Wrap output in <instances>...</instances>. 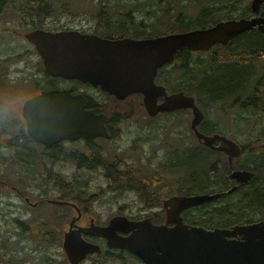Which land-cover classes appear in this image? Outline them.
Segmentation results:
<instances>
[{
	"label": "flooded vegetation",
	"instance_id": "af4514ba",
	"mask_svg": "<svg viewBox=\"0 0 264 264\" xmlns=\"http://www.w3.org/2000/svg\"><path fill=\"white\" fill-rule=\"evenodd\" d=\"M31 9L35 8L33 7ZM154 11L153 13H156L159 19L162 11ZM148 12L150 13L148 17H151L153 15L152 11L148 10ZM263 14L264 5L261 7V15ZM107 15V26L108 28L112 27L114 31L107 29L116 38L126 37L130 34H134L136 39L156 36L154 30L146 29L141 22L135 32L132 31L129 25H123L121 23L122 26L119 25V20L122 18H130L131 16L134 19V16L131 14H120L117 19L110 14ZM102 16L99 15V18ZM128 18L127 20L130 21ZM132 21L135 24V21ZM155 22L160 23L157 19H155ZM97 24L94 25V32L105 36L97 31ZM47 27L49 28L48 25H37L34 28L48 29ZM128 29L131 32H126ZM253 31L258 32L260 35L262 34L264 38V34L257 28H254L240 34V36L238 35L226 44L215 45L210 50L202 53L205 54L204 61H207L209 65H203V68L199 70L200 74H209L219 66L239 62L240 60L246 61L251 66L252 73L245 79L244 83L248 86L244 89L243 93L233 94L231 97H224L225 99H222L223 101L220 99V105L214 106L211 105L213 100L205 102L198 98L201 103H204L206 108L208 107L211 110L215 107L210 113L211 117L209 114H206L205 118L200 122L198 126L200 131L207 135H225L238 143L242 149L245 140L252 139L256 136L258 133V125H264V53H247L242 49L241 43V38L244 34ZM195 53L199 52H191V57L197 58L199 56ZM8 57H0V174L4 169V163H9L17 179H12L11 181L0 179V188L2 189L4 186L10 189L16 196V199L7 203V205L14 206V215L11 218H7L6 214L0 211V216L3 219L2 226L8 228V230L0 232V264H34V221L40 218L44 220V226L47 228L46 232L40 238V244H45L43 248L54 246L56 252L61 256V258L50 259L48 264H70L64 251V233L69 229L72 220H75L78 216L75 220V224L78 226H74L73 229H78L77 227L81 223L88 225L89 222L106 227L112 219L119 218L121 221L111 225L110 230H112L111 233L115 232L118 237L126 239L123 241L126 245H111L112 243L106 235L82 233L85 241L98 245L99 249L93 253H89L79 264H147L149 243H151L147 239V232L140 230L139 232L133 233L132 230H128L127 228L130 223L142 221L148 217L151 218L154 224H164L167 218V209L164 205L163 197L161 196L159 200L147 201L139 198L135 189H130V191H134L133 195L135 198L115 196L108 199H100L98 197L102 192L100 190L99 193L95 194V197L82 199L81 195L83 193L80 185L82 173L80 171L88 168L85 166L82 167L75 155L78 153L91 154L92 152L89 151L92 149L100 151L101 155L104 154L103 147L97 145V141L104 137H96L94 139H60L59 141L52 139L49 143L33 138L28 131V120L24 116V102L39 95L42 91L52 89L64 90L66 87L62 86L63 79L45 71L40 56L38 57V72H42L43 70L44 75H41V77H33L31 81L27 79L18 80L17 82L8 80V66L9 63L14 62L10 61ZM21 60L26 61L24 56ZM184 64H186L185 60L180 57H175L170 64L165 65L164 68L158 71L156 81L168 86V77H172L173 70L175 69L176 72L181 71ZM195 64L194 59H192V62L187 65L188 72L191 71L192 74H190V77H185L184 81H187L186 86L190 87L193 84L190 81L194 80L196 76L193 71ZM72 89L73 93L82 92L87 95L89 99L87 109L94 108L98 113L105 112L109 116L107 117L105 125L111 140L118 139L123 135L122 124L126 120H131L129 119L131 116L130 112H135L133 109L128 107L130 112L128 110L123 111L120 106L113 107L103 103V101H97L80 87L73 86ZM183 91L185 94H191L188 90ZM162 100V97L158 99L159 102ZM109 101L111 103H116V101L120 103L119 100ZM229 114L236 118L232 120L230 117L229 120L223 122V118ZM216 115H219L222 120H215L214 116ZM204 120H208L211 123L209 124L210 129L208 131L201 130L202 128H200ZM190 130L192 136L199 143H202L197 138L193 129L190 128ZM214 146L216 147L218 144ZM205 147L221 153L227 158L228 163H230L229 156L225 152L207 146ZM237 157L233 158V162ZM67 166H72L75 171L73 174L68 175V177L76 181L75 191H70V198H63L65 196V187L60 184L57 189L54 188L52 191L56 194L50 196V191L44 188L42 182L53 179L54 182L61 180V183L65 184V170ZM97 168L103 171L102 175L107 180L108 189L115 191L109 188V179L103 165H99ZM37 170L42 173L44 172L42 174L43 177L35 175ZM161 177L163 176L159 175L157 178ZM235 184L237 186L244 184L243 186H245L248 183L242 184L235 181L232 184H223V190L230 189ZM33 195H35V198ZM212 201L207 203H211ZM188 210L182 213L184 221L186 223H193L187 218L186 213ZM249 213L253 214V217L245 220L242 216L239 217L241 212L235 211L232 216H234L236 221L231 225L219 227L232 228L236 224L264 222V203L262 207H251ZM86 218L88 221H85ZM65 222L67 223L64 224ZM202 225L207 229L217 227H209L208 224ZM169 226L171 227L173 224H169ZM135 235H139V240L134 239ZM211 235L218 237L211 239ZM204 241L208 244V253L212 245L218 249L220 254L215 259L220 260L221 258L223 261L222 264H264V231L243 232L227 230L209 232L207 234L204 233ZM136 246L139 247L142 255L131 251ZM226 249H228V252H226ZM210 261L211 255L209 253V259L206 261V264H211Z\"/></svg>",
	"mask_w": 264,
	"mask_h": 264
},
{
	"label": "water",
	"instance_id": "95a60500",
	"mask_svg": "<svg viewBox=\"0 0 264 264\" xmlns=\"http://www.w3.org/2000/svg\"><path fill=\"white\" fill-rule=\"evenodd\" d=\"M262 3L264 0H252V10L258 13ZM256 25L264 31V17L224 20L211 27L173 33L145 41L131 38L108 40L74 30L56 33L38 30L29 33L27 37L36 43L44 57L47 70L57 76L79 79L100 86L120 99L133 92H140L144 96V106L151 116L162 111L192 108L194 117L191 120V128L197 138L205 146L228 154L230 176L243 184L249 182L255 173L251 170L235 169L233 158L241 155L240 145L225 135H207L200 131L198 126L204 114L196 105L194 97L186 96L183 92L168 95L165 87L154 85L148 82V79L159 66L170 61L174 54L184 47L191 50H207L215 43H227L229 39ZM112 59L115 63L111 62ZM44 95L46 97L36 101L37 103H31L37 112L28 120V131L33 138L49 143L52 139L59 141L77 137L109 136L104 115H96L94 110H85L87 101L83 95H72L70 90L46 92ZM162 95L165 99L158 103V98ZM215 144L218 146L215 147ZM236 188L237 184L227 192ZM221 194L219 192L173 195L164 201L168 212L165 224H153L150 218L132 223L128 229L147 232V239L151 242L147 254L149 264H206L209 253L211 264H222L221 258L215 259L220 254L217 248L212 245L208 253L204 233L228 229L208 230L203 226L185 223L182 216L184 210L217 199ZM75 220H72L69 229L64 233V251L71 264H78L88 253L98 249V245L83 239L82 232L103 234L109 238L111 245H125L121 238L113 234L115 232L111 233L112 230L110 232L111 225L121 220L114 218L106 227L89 222L87 226L73 229L74 226H78ZM169 223H174L173 227H169ZM256 230L264 231V222L236 225L229 231ZM217 237L210 236L211 239ZM139 238V235L134 236L135 240ZM131 250L141 254L138 246Z\"/></svg>",
	"mask_w": 264,
	"mask_h": 264
},
{
	"label": "trees",
	"instance_id": "16d2710c",
	"mask_svg": "<svg viewBox=\"0 0 264 264\" xmlns=\"http://www.w3.org/2000/svg\"><path fill=\"white\" fill-rule=\"evenodd\" d=\"M51 1L54 2L55 0ZM51 1L21 0L18 4L14 0V3L18 5L23 4V6L26 7V9L30 12L28 17H31L34 22H39L40 20L42 21L44 19L46 14H48L52 4ZM167 1H169V4H173V1L180 2V10L185 0ZM137 2H133L132 0H125V2H123L122 4H126L125 7H127L132 4L138 5L139 3ZM206 2L210 6L203 5L199 16L194 19H192L191 17L188 18L187 16L180 13L178 17L165 19L163 23L167 25L157 22L154 23L153 20L152 24H157L158 27L163 28L170 27L169 29H173L175 31L180 28L179 32L188 31L192 28L209 26L224 17L233 18L235 13H238V16H240L239 12L236 11H241V15H247L250 9L249 7H244L242 9V7L240 6L242 3H245L244 0H205V3ZM5 4H7V2L0 0V13L3 12ZM214 5H216L218 8H216ZM144 6L145 8L142 6L143 10H140L141 13H149V9H147L148 7H152L153 10L156 11L161 10L160 4L157 3V0H146V4H144ZM177 6L178 5L175 4V7ZM33 7L35 9H31ZM172 8L174 10V4ZM128 12V9L123 8L121 13H115L113 15L115 19H117L120 14H130ZM162 13L164 16L165 12L162 11ZM152 14V17L159 21L156 13H153L152 11ZM130 19L133 18L130 16ZM124 21L125 20H123V18L120 19L119 25H129L131 26L133 32H135L140 25L139 24L135 26L132 20H130L129 22L127 20V23H125ZM101 22L102 20L100 17V23ZM185 23L188 24L183 25ZM156 28L157 27H153L151 23H149V27H146V29L151 30H155ZM103 29L105 32H110L107 28H105V26ZM261 35L255 31L245 33L241 38L242 49L247 53H264V38L263 35ZM180 58L185 60L186 64H184V67L181 69V71L183 72V76H181V78L178 80L175 87L181 88L183 90H188L190 93L194 94L197 99L199 98L202 101L207 102L213 100V102L211 103L212 106H214V102H217L220 99L221 101H223L222 99L231 97L233 94L243 93L244 89L248 86L244 83L245 79H247L246 77L250 76V74L252 73L251 66L248 65L246 61L240 60L239 62L219 66L209 74H200L199 70L203 68V65H209L207 61L200 60L201 58L199 57H191V51H189L188 49H185L183 52H181ZM192 59H194L196 63L195 69L193 70L194 75L196 76L194 80L190 81V83L193 84L189 87L186 86L187 81H184V79L185 77H190V74H192V72H188L187 69V65L192 62ZM149 121L152 122L153 120ZM201 124V130L208 131L210 129L209 124L211 123L208 120H204ZM127 132L129 131H126V133ZM196 141L198 145H195L190 149L185 150L178 148L177 151L173 152V154L165 152L164 156L166 161L156 164L160 168V171L159 169L156 170L148 167H139L136 164L130 163L122 169L118 168L117 161L109 160L110 157H107L105 155L102 157L101 152L95 149L89 151L92 152L91 154L78 153L75 156L79 164L82 167H87L89 170L99 169L97 167L99 165H103V167L106 169V175L109 179L110 189H135V192L138 194L139 198L147 201L160 199L161 187L159 186L156 188L159 182H156L157 179H155V177L157 178L158 175H162L163 177H165L164 171L170 172L168 173V177L170 176V174L176 172V177L172 178L171 180H176L179 176L181 187L178 192L180 193L189 194L193 192L206 191L210 193H222L219 198L213 200L211 203H207L192 210H188L186 215L190 222L197 224H208L209 227L231 225L236 221V219H234V216H232L235 211L241 212L239 217L242 216V218L245 220L253 217V214L249 213L250 208L253 206L262 207L264 203V125H258V133L255 137L244 141L241 156L237 157L234 161V165L236 168L249 169L255 173V176L248 182L247 185H238L235 190L228 192L230 194L227 193L229 189L223 190L224 187L222 186L223 184L235 183L229 178L230 168L227 158L219 152H215L213 150H210L209 148H206L202 143H199L197 139ZM181 159L183 160V162H185L184 164L179 163ZM149 164H152L151 161ZM43 173L37 170L35 175L43 177ZM3 177L4 176L0 174V179ZM50 181L51 180L46 182ZM58 183L61 182L58 181ZM73 186H76L75 182L66 183L65 196L63 198H70V191L74 192L72 190ZM81 197L82 199H84L83 195H81ZM36 222L45 224L42 218L36 220ZM66 223L67 222H65L64 224Z\"/></svg>",
	"mask_w": 264,
	"mask_h": 264
},
{
	"label": "rangeland",
	"instance_id": "374dc122",
	"mask_svg": "<svg viewBox=\"0 0 264 264\" xmlns=\"http://www.w3.org/2000/svg\"><path fill=\"white\" fill-rule=\"evenodd\" d=\"M15 1L19 4L21 0ZM110 1L112 3H115L117 0H104L102 4L106 5V7L103 8V10L110 11ZM132 1L140 2H137L139 3L138 5L132 4L124 8L128 9L130 14L137 15L141 13L140 10H143V7L145 8L144 4H146V0ZM57 2L58 6L54 5V9L57 10L55 16L48 19L47 21V25L51 28L66 25L88 29L92 26V18L93 22L96 19V11L99 10L96 4H91L92 0H57ZM123 2H125V0H120L116 4H122ZM244 2L245 3H242L240 5L242 9L245 7L247 1L244 0ZM157 3L160 4V8L162 11H172V7L174 4L173 11L179 12L178 9L181 5L178 1H173V4H169V1L167 0H157ZM175 4H177L178 6L175 7ZM182 8H184V14L190 17V14H188L187 11L189 10L191 11V13L193 12L196 14V11L199 7L197 5H190L188 0H186L184 1ZM120 9L123 8L121 6H114L112 8V11L115 14ZM149 14L150 13L147 12L141 13V15L145 17V21L148 24H152L153 22L155 23V18L152 17L153 15H151V17H148ZM107 16L108 15H103L101 17L102 25L105 26V28H108L106 22ZM162 16L163 13L161 14L160 18H162ZM26 20V18L21 17L18 12L13 11L11 8H8L5 13H0V56L8 57L9 55L13 54H22L28 64L27 67H24L21 63L12 62L10 74L8 75L9 80H19L22 78H28L31 80L33 77H41L40 72H38L39 66L37 62V56L34 54L35 51L33 47L30 46L24 38V34L25 32H27ZM163 24L167 25L165 23ZM186 24L188 23H185L183 25ZM108 29L114 31L112 27ZM179 29H177L175 32H178ZM126 32L129 33L131 32V30L128 29ZM200 60H205V58H202ZM62 85L67 87L70 86L71 83L62 82ZM97 91L101 93L99 90ZM99 93L93 92V95L101 99L100 101H103V103L113 107L120 106L123 111L128 110V112H130V109H128V107L125 106L123 103H118V101L116 100V103H111L110 101L104 100L105 98ZM220 104L221 101L219 100L217 102H214L213 105ZM201 105H203L206 112L211 117L210 113L213 109H215V107L210 110V108L205 107L203 102L201 103ZM132 114L133 113L130 112V115ZM142 116L143 114L139 113L137 114L134 120H126L122 124L123 135L118 139H105L97 141V145L103 147L104 154H102L101 156L103 157L105 155L107 157H110L109 160L117 161L118 168L121 169L129 165V163H133L137 164L140 167H148L156 170L159 169L160 171V168L156 164H158L159 162L163 163L164 161H166L164 156L165 152L173 154V152L177 151L178 148L186 150L192 148L195 145H198L196 139L192 136L190 132L191 117L188 112L172 114L170 116L163 115L159 120H153L152 122H150L149 120H141ZM214 117L215 120H222L219 115H216ZM230 117L232 120L236 118L235 116H231L229 114L228 116H225L222 121L226 122V120H229ZM238 124L240 123L238 122ZM126 131L129 132L126 133ZM150 161L152 164H149ZM179 163L184 164L185 162H183V160L181 159ZM3 167L4 169L1 171L2 176H4L8 180L17 179L16 175L12 172L9 163H4ZM74 172L75 171L72 166H67L65 170L66 176H64L67 177L69 174H73ZM168 173L170 172L164 171L165 177H155V179H157L156 182H159L157 187H162L161 193L163 196L169 195L171 191H174L175 189H180L181 187V181L179 180V176L176 180H171L172 178L176 177V172L170 174V178L168 177ZM81 182L83 184L82 193L84 198H91L96 194V192L100 190L102 191L99 196L100 199H108L115 196L135 198V196L133 195V191L130 190H109L107 187V180L103 177L102 173L99 170L97 172L94 170L83 171ZM46 188L48 190H51V186H47ZM53 194L56 193L50 192V196H52ZM33 197L35 198V195H33ZM14 199H16V196L10 189L4 186L2 187V189L0 188V211L6 214L7 218H11L14 215V206L7 205V203L12 202ZM2 221L3 219L0 216V232L8 230L6 226H2ZM34 224V264H48L50 259L52 260L53 258L58 257L61 258L59 253L56 252L54 246L43 248L45 244H40V238L43 233L46 232L47 228L44 226V224H40L36 221H34Z\"/></svg>",
	"mask_w": 264,
	"mask_h": 264
},
{
	"label": "bare ground",
	"instance_id": "6f19581e",
	"mask_svg": "<svg viewBox=\"0 0 264 264\" xmlns=\"http://www.w3.org/2000/svg\"><path fill=\"white\" fill-rule=\"evenodd\" d=\"M184 32H186V31H181V32H176V33H184ZM123 38H125V37H122V38H118V39H123ZM151 38H154V37H149V38H143V39H137V40H139V41H145V40H148V39H151ZM111 62L112 63H115V60H111ZM51 75H53V76H57L56 74H54V73H52V72H49ZM185 94V93H184ZM186 96H190V95H188V94H185ZM259 108V107H258ZM263 108V107H262ZM162 112H165V111H162ZM120 166V165H119ZM136 167V166H135ZM143 170V169H142ZM140 172V171H139ZM119 183V182H118ZM130 189V188H129ZM119 219V218H118Z\"/></svg>",
	"mask_w": 264,
	"mask_h": 264
}]
</instances>
